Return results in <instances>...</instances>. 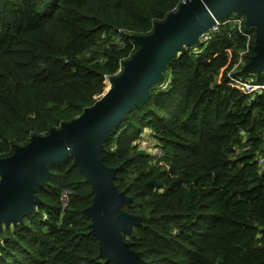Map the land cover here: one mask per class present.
Here are the masks:
<instances>
[{
	"label": "trees",
	"instance_id": "1",
	"mask_svg": "<svg viewBox=\"0 0 264 264\" xmlns=\"http://www.w3.org/2000/svg\"><path fill=\"white\" fill-rule=\"evenodd\" d=\"M182 1L0 0V157L100 99L138 50L134 34ZM255 45L245 16L222 19L166 63L104 142L103 161L131 197L122 208L140 217L122 238L147 264H264V88L234 80L250 81ZM255 74L264 85V70ZM146 134L161 158L140 146ZM48 166L35 208L3 224L0 264H114L85 212L91 184L73 158Z\"/></svg>",
	"mask_w": 264,
	"mask_h": 264
},
{
	"label": "water",
	"instance_id": "2",
	"mask_svg": "<svg viewBox=\"0 0 264 264\" xmlns=\"http://www.w3.org/2000/svg\"><path fill=\"white\" fill-rule=\"evenodd\" d=\"M231 13L245 16L255 27V54L243 67L264 70V0H184L148 34H134L138 50L124 61V71L108 77L106 93L91 106L49 133L33 135L15 147L12 155L0 157V231L3 224L23 221L39 198L35 187L49 177L48 164L73 158V165L91 184L94 202L85 209L93 218L91 232L99 239L101 252L114 264H147L140 253L123 240L122 231H132L140 217L123 210L131 197L119 191L113 179L115 167L104 163V142L134 105L150 95V86L163 78L166 63L186 45L200 42L202 32Z\"/></svg>",
	"mask_w": 264,
	"mask_h": 264
},
{
	"label": "built area",
	"instance_id": "3",
	"mask_svg": "<svg viewBox=\"0 0 264 264\" xmlns=\"http://www.w3.org/2000/svg\"><path fill=\"white\" fill-rule=\"evenodd\" d=\"M184 1V0H183ZM221 21V20H220ZM220 21L217 22L216 25H214L212 28H210L209 30L213 29V30H216L218 28V24L220 23ZM228 21H231L233 22L235 25H238L240 24L243 19L242 17H236L234 19L232 18H229L227 19L225 22H228ZM208 31H205V32H202L201 35H200V42L203 40V39H206L207 38V34H208ZM109 80V79H108ZM235 82L236 83H239L241 85L244 86L245 90L247 92H250L252 91V89L256 88V87H260V88H264V85H261V84H255L253 81H243V80H240V79H237V78H234ZM110 82V80H109ZM154 154H156L157 157H162L163 156V151L161 150L160 147H156L155 150H154ZM261 161H263L264 159L261 157L260 158Z\"/></svg>",
	"mask_w": 264,
	"mask_h": 264
},
{
	"label": "rangeland",
	"instance_id": "4",
	"mask_svg": "<svg viewBox=\"0 0 264 264\" xmlns=\"http://www.w3.org/2000/svg\"><path fill=\"white\" fill-rule=\"evenodd\" d=\"M124 69H125V64L123 63L121 65L120 72L122 73L124 71ZM248 76L250 78L249 79L250 81H253L256 79V74L254 72L250 73ZM107 80H108V78H107ZM108 83L110 84L109 80H108ZM140 146H143V147L145 146V148L153 151L156 147H158V143L153 137L150 136V134H146V136L140 140Z\"/></svg>",
	"mask_w": 264,
	"mask_h": 264
}]
</instances>
